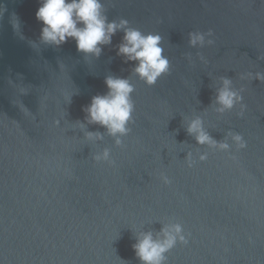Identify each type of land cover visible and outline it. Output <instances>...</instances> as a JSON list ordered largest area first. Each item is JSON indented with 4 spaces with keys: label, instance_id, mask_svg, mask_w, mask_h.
<instances>
[{
    "label": "water",
    "instance_id": "obj_1",
    "mask_svg": "<svg viewBox=\"0 0 264 264\" xmlns=\"http://www.w3.org/2000/svg\"><path fill=\"white\" fill-rule=\"evenodd\" d=\"M100 3L161 37L154 84L118 55L124 30L85 54L41 40L39 0H0V264H142L149 233L175 237L161 264H264V0ZM108 77L133 88L115 135L86 111Z\"/></svg>",
    "mask_w": 264,
    "mask_h": 264
},
{
    "label": "clouds",
    "instance_id": "obj_2",
    "mask_svg": "<svg viewBox=\"0 0 264 264\" xmlns=\"http://www.w3.org/2000/svg\"><path fill=\"white\" fill-rule=\"evenodd\" d=\"M35 17L43 27L41 40L46 44L59 46L68 39L76 41L79 52L99 56L100 45L111 43L112 36L118 30H124L123 42L119 46L118 55L126 57L129 62H137L135 73L149 85L168 71L169 61L162 55L159 46V35H144L139 30L127 27V21L107 22L102 13L100 0H39ZM202 37H193L191 43L196 44ZM224 88L218 92L217 102L224 108H231L235 93L229 90L230 81H223ZM108 89L106 95L93 97L86 109L88 118L109 130L110 134L124 133L125 125L131 117L133 105L130 93L133 91L127 79L108 77L105 79ZM189 133H198V143H205L208 137L200 129V121H194L188 129ZM179 234V225L175 226ZM175 242V237L167 235L163 242L155 241L152 235H144L133 246L142 264H161L163 253Z\"/></svg>",
    "mask_w": 264,
    "mask_h": 264
}]
</instances>
